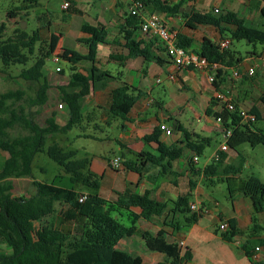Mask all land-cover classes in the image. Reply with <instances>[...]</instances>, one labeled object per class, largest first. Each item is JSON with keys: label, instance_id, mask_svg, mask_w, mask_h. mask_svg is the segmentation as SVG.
Here are the masks:
<instances>
[{"label": "trees", "instance_id": "16d2710c", "mask_svg": "<svg viewBox=\"0 0 264 264\" xmlns=\"http://www.w3.org/2000/svg\"><path fill=\"white\" fill-rule=\"evenodd\" d=\"M35 1L24 0V5L9 10L6 17L16 18L20 11L26 14L29 9L35 7ZM134 1H139L144 6L149 3L159 14L173 16L180 13L186 0H181L173 6H168L161 0ZM260 1L263 3L260 14L264 18V0ZM181 17L185 27L189 29L209 26L216 29L221 38L227 37L229 41L264 44V31L247 26L244 18L231 11L218 13L190 11L182 13ZM141 22L142 16L129 13L124 24L120 26V35L128 51L127 57H142L145 61L161 65L162 60L151 51V47L158 46V42L145 41L139 35ZM5 30L6 25L1 23V64L5 68L15 65L26 66L31 59L33 60L31 66L21 70L19 78L36 83L43 80L38 85L35 95L24 100L26 108H40L47 103L50 89L42 70L46 60L55 52L59 37L51 34L46 40L42 38L40 28L35 29L31 34L18 28L11 37L2 40ZM81 31L88 36L83 41L88 48L87 55L73 53L70 57H58L70 63L68 84L66 87L58 88L59 101L66 105L68 111L63 126L56 124L54 115H50L44 120V125L39 126L29 117L26 108L18 106V109L14 110L15 103L22 100L24 92L16 90L0 94V115H2L0 116V151L6 152L9 156L0 166V181L10 178H31L32 162L38 154L46 155L62 171L61 174L54 176L50 183L33 181L36 192L30 197H12L0 185V237L4 239L10 251L9 254L0 253V264H142L140 257L131 256L117 249L116 246L119 241L128 240L134 235L135 224L140 218L151 222L154 217H161L167 208L166 203L152 199L150 192L142 195L120 193L115 201L103 199L99 195L100 177L89 170L88 159H77L74 151L66 150L53 140L74 127L82 126L84 121H91V114L82 115L79 100L87 96L91 88L105 87L107 81L113 79L109 73L94 67H90L86 76L76 68V65L82 61L93 64L97 45L108 44L107 31L100 24L96 26L84 24ZM175 42L178 47L192 49L208 63L235 67L240 62V59L234 58L227 49L220 51L217 44L207 38L202 40L198 50L193 49V39L183 34H177ZM220 72L218 70L216 79L211 83L216 92L220 91L216 83ZM66 88H77L79 91L68 92ZM142 96L143 93L138 89L122 84L111 91V104L107 114L112 120L116 118L126 120L131 108ZM261 101L264 102V99ZM216 105V101L211 99L210 108ZM210 108H207L206 115L218 120L224 130L231 131L227 140L229 149L237 152L244 144H249L251 147L264 146V134L254 127V123L261 119L256 108H252L249 112L254 116V121L247 122L243 120L237 105L234 111L221 108L214 112ZM14 128H18L23 134L9 137L7 131ZM176 130L183 133V140L165 147L158 142L160 127H155L151 134L143 138V142L157 144V155L142 151L136 155L138 160L123 161L124 169L141 174V168L148 163L166 172L171 168V162L180 158L184 150L190 151L193 157L199 158L209 145L210 139H200L198 135L188 133L180 124L176 125ZM193 157L189 162L192 163ZM225 158L224 154L219 153L216 162L212 161L211 164L206 165L203 168L205 178L215 176L217 164L224 162ZM163 161H166V165H162ZM164 172L160 170L159 173L164 175ZM238 173V168L227 167L226 174L238 175ZM225 181L230 193H233L232 187L229 188L232 182L229 178ZM233 181L236 183L237 191L249 199L253 212L264 213V183L255 176ZM81 195L85 196L83 202H79ZM56 205L67 207L62 215L66 217L65 222L73 225L72 228L63 229L55 224ZM186 207L185 197L175 201V209L182 208L179 211L181 214L188 212ZM133 209L139 210V213H134ZM175 209L171 211L173 216L177 213ZM199 216L202 215L193 213L187 217L186 225L196 222ZM64 223L60 222V224ZM169 226L174 230L179 229L173 224ZM237 233L238 230L230 224V228L222 233L221 238L226 242H232ZM143 240L147 250L163 254L170 260L169 264H185L191 260V252L188 248L181 253L177 245L167 243L160 232L155 237L144 234ZM255 246L241 247V251L251 264H256L252 260L255 249H264V239L258 240Z\"/></svg>", "mask_w": 264, "mask_h": 264}, {"label": "crops", "instance_id": "0c3cea01", "mask_svg": "<svg viewBox=\"0 0 264 264\" xmlns=\"http://www.w3.org/2000/svg\"><path fill=\"white\" fill-rule=\"evenodd\" d=\"M49 1L50 0H36L35 7L43 3L49 5ZM180 1L181 0H161L162 3L168 6H173ZM244 1L245 4L249 2V0ZM65 2H67L69 6L63 9L62 6ZM134 2V0H62L60 10L65 14L62 15L60 19L57 18L54 20V22L51 21L49 17L51 12L46 10L45 16L47 17L46 22L49 36L54 34L59 37L56 50L53 53L54 56L52 57L55 63L60 62L59 56L70 57L73 53H79L83 56L87 55L88 48L83 41L88 36L82 33V25L87 24L96 26L100 24L107 31L106 42L108 44L97 45L95 62L91 64L87 61H82L76 65L78 71L84 76L88 74L90 67H94L95 69L109 73L113 78L107 81L105 87L98 86L94 89L91 88L89 94L79 100L82 115L86 116L87 114H91V121L88 122V124L94 125L97 130L103 131L102 133L107 132L103 138L97 139L102 142V145L115 146L118 149L119 155L115 156V158L120 157L121 164L125 160H138L136 155L142 151L157 155V144H146L143 142V138L151 134L153 129L159 125H165L171 132L170 135L167 136L161 131L158 136V142L165 147H170L183 140V133L176 130L177 124H180L188 133L198 135L200 139H210L207 136L209 133L220 132L222 142L211 157V163L212 161L216 162L218 160L217 156L219 153L224 154L226 156L224 162L217 164L218 166L224 165L221 179L229 178L231 182H234L233 180H238L237 175L226 174L227 167L232 166L226 163V160L229 154L232 158L239 157L238 164L232 166L239 169L240 163L242 162L240 153L239 151L236 152L229 148L224 152L220 151V147L223 144L222 133L225 130L218 120H215L211 116H207L205 113L207 108H210L209 103L216 94L214 86L208 81L209 71L195 70L192 68L175 69L172 63L167 59L164 50L156 45L151 47V51L162 60L161 65L145 61L142 57H127L128 51L124 47V41L120 35V26L124 24L125 18L129 14V9ZM256 2H260L258 5L260 7V12L263 3L260 0ZM227 6L228 3L224 0H186L180 9V13L176 14V17L179 19L175 20L172 16L159 14L151 4L147 3L144 6L142 16L147 17L155 14L162 17L165 20L167 29L174 38H176L177 34H183L193 39V49L198 50L204 38L215 43L226 38H221L218 31L213 27L197 26L195 29L185 27L181 17L182 13H188L190 11L214 13V10L231 11ZM198 7L202 10H198ZM32 9L33 8L28 11ZM250 9L251 8L248 7V10ZM28 11L26 14L24 13L23 16L27 17L29 15ZM245 22L247 26H250L247 24L246 20ZM144 40L149 41L145 38ZM71 45H73L74 50L67 48L71 47ZM79 45H82V47L77 51L76 49ZM232 54L234 55V53ZM251 55L253 56L246 57L243 60L239 58L240 62L235 67H222L219 65V70L221 72L216 82L220 90L219 92L226 95L231 102H233L234 107L237 105L241 112L244 110L243 106L247 104V100L241 98L239 90H234L235 84L240 83L241 79L251 80L255 77L243 76L240 79H233V71H239L244 74L246 70L253 68L256 71V76H258L260 80L264 79V58L254 53ZM111 56H115L117 59ZM125 57L127 58L125 59ZM234 58H236L235 55ZM63 62L68 63L70 67L69 61ZM112 63L118 66L114 68V72L108 70ZM57 72H59L61 78L65 79V81H63L64 84L52 83L48 76L46 77L44 75L45 80L50 86L48 90V101L40 108H33H36L34 113L38 114V111L45 107L46 113L50 111V115H54L56 124L63 126L66 123L68 111L66 105L59 101L58 88L67 86L70 72L68 76H65L63 70L57 67L55 68V74L50 73L49 77L55 80L58 75ZM173 73L176 79L174 81H169L167 77L169 74ZM157 80H159V82H157ZM42 81V79L39 80L37 84L39 85ZM256 83H258V80H256ZM122 84H127L128 86L138 89L143 93V96L133 105L126 120L118 118L112 120L107 114V110L111 104V91ZM53 88L58 92L57 109L52 107L51 103H54L53 101L49 103L51 100L49 92ZM66 90L68 92L79 91L77 88H66ZM252 106L257 109L253 103ZM210 109L216 112L220 110V107L216 105L212 106ZM27 112L29 117L34 121L31 112ZM188 112L191 113L198 122L196 126L188 127L183 123V115ZM97 122L100 124H97ZM103 126L105 129H103ZM82 136L86 137V135ZM88 138H93V136L88 135ZM53 140L58 143L57 136ZM8 157V154L4 152V160ZM192 157L193 154L190 151L184 150L180 158L171 162V168L166 170V172L161 168L153 167L145 163L141 168V174L126 170L123 165H121L119 170H113L110 167V162L112 160L104 161L102 158H92L89 161V170L100 177L99 195L103 199L115 201L120 193L142 195L145 192H150L152 199L167 204V208L161 217H154L151 222H147L140 218L135 224L136 230L134 235L128 240L119 241L116 246L117 249L131 256L140 257L142 264H169L170 260L166 258V256L158 252H151L147 250L144 245V234L155 237L159 232L167 243L177 244L178 241L182 240L186 243V248H188V240L180 224L176 225V227L179 228L178 230H174L172 226H169L173 224L171 220L177 222L179 216L182 215L181 212H179L182 208L175 209V201L180 197H185L187 199L188 209L191 204L206 208V200L210 202L213 201L209 196L203 194L202 189L198 185L199 181L205 180V176L203 169L197 167L198 158L196 162H189ZM162 165H166V161H163ZM160 170L165 174H160ZM229 171L231 172L232 170ZM120 172H122V175H119ZM217 173L212 177H217ZM232 192L231 209L223 207L222 209L224 212L215 216L208 215L214 226L212 231H208L203 225H200L205 215L199 216L197 221L191 224L192 227L189 228L188 225L183 226L189 228V231H191L193 227H197L204 232L207 240L216 238V233L220 232L218 230V225L222 221L228 224V229L230 228V224H232L233 227L238 230L232 242H226L220 238L221 250H223V252L220 254L214 253L212 257H209L210 264H242L227 253L231 252V245L237 246L244 259L249 262L241 251V247L244 245L249 247L257 246L258 240L264 239V213H254L249 199L237 191V187H232ZM192 196L193 198H190ZM66 209L67 207L65 206V211ZM172 209L177 211L176 216H173L171 213ZM132 211L136 214L139 213L137 209H133ZM188 214L191 215L193 213L189 211ZM189 215L183 216L184 222H186V217H189ZM64 218L66 217L62 214L55 215V224L63 229L67 227L72 228L73 225L65 222ZM60 222L65 223L60 224ZM125 222L127 223L126 220ZM166 222L169 224L167 225ZM220 233L222 235V232ZM257 255L259 256V261L256 262V264H264V249L261 248ZM185 264H194L192 254L191 260Z\"/></svg>", "mask_w": 264, "mask_h": 264}, {"label": "rangeland", "instance_id": "374dc122", "mask_svg": "<svg viewBox=\"0 0 264 264\" xmlns=\"http://www.w3.org/2000/svg\"><path fill=\"white\" fill-rule=\"evenodd\" d=\"M24 0H0V24L4 23L6 25V30L4 35L2 36V40H5L13 35V32L20 28L26 31L28 34H31L36 28L40 27L42 38L48 39L49 38V31H47V17L45 16L46 10L50 13V20L54 22L57 18L60 19L62 15L65 13L60 10V4L62 0H50L49 5L43 3L32 10L28 11V15H24V11L18 12V16L14 19H8L6 14L9 10H13L16 7L24 5ZM169 1V0H168ZM228 3V9L236 12L238 15L243 17L247 24L253 26L257 29L264 31V18L260 16L259 12V3L256 2L257 0H249L247 4H245L244 0H224ZM248 7L251 8L248 10ZM198 10H202L200 7L197 8ZM227 9V8H226ZM227 39V37H225ZM82 47L79 45L76 49L77 51ZM70 50H74L73 45L71 47H67ZM264 45L259 43L256 44H248L245 41H235L230 40V45L228 47V51L234 53L236 58H240L243 60L246 57L253 56L251 54H255L257 56H261L264 58ZM46 60L44 69L42 71L43 76L50 79V81L56 84H64L63 81L65 79L61 78V75L58 73L55 80L49 77V74H55V68L59 67L63 70L65 76H68V69L69 64L63 62L60 59L59 63H55L52 60V57ZM33 60L26 65V66H10L5 68L2 66L0 61V94L5 93L7 91H22L24 92V96L21 101L15 103L14 110L18 109V106H22L26 108L24 100H27L29 97H33L36 92V88L38 84L36 82H27L19 78V73L22 69H26L31 66ZM117 64H111L108 68L110 72H114V68H117ZM264 75V74H263ZM254 79H241L240 83H236L234 90H239V94L243 100H247V104L243 106V111L245 113H249L250 110L253 108L252 103L257 107V111L259 112L261 119L254 123V127L260 129L264 134V102L261 99H264V79H259L258 76L255 74L253 75ZM253 80V81H252ZM258 80V83H256ZM58 92L55 88H53L50 92V102L52 107L57 109L58 106ZM10 102H8L9 104ZM27 111L31 112L32 117L36 123L39 125H44V120L47 116L50 115L49 112H45L46 108L43 107L37 113H34L36 108H26ZM2 116V115H0ZM263 118V119H262ZM183 123L186 126H196L198 122L193 117L191 113H185L183 115ZM97 124H100L97 122ZM103 129L105 127L103 126ZM103 131L97 130L94 125L88 124L87 121H84L82 126L74 127L66 134L57 136L58 144L65 148L66 150L74 151L76 154L77 159H88L90 161L92 158L94 159H104L106 160H113L115 156L119 155L118 149L115 146L110 145H102L101 141L97 138H103L107 132L102 133ZM7 134L9 137H15L18 135L23 134L18 128H14L12 130H8ZM82 135H86L82 136ZM89 136H93V138H88ZM210 138L209 145L206 146L203 154L198 158V165L199 169H203L205 165L211 163V157L215 153L216 149L219 147L220 143L222 142V137L220 132H211L207 135ZM50 144V143H48ZM241 157V163L239 166V173L237 175L239 180H245L249 176H255L259 178L264 183V146L258 145L255 147H251L249 144H244L238 148ZM4 152L0 151V166L4 160L3 158ZM239 157L232 158L229 154L227 158L228 164L232 166H236L238 164ZM103 161V163H104ZM32 176L31 178H10L0 181V185L3 190L12 197H30L33 196L36 192L35 187L33 186V181L42 182V183H50L54 176L61 174V168L52 160H50L44 154H38L35 156L32 162ZM224 165L217 166V177H210L209 179L205 178V180L199 181V187L202 189L204 195L209 196L213 201L205 202L206 208L208 213L202 218V222L200 225H203L206 230L212 231L214 226L210 221L208 215H217L223 211V207L231 209V196L233 193H230L228 189V184L225 179H221L223 176V169ZM122 175V172L119 173ZM236 187V183L232 182L229 184V188ZM190 198H193L190 197ZM200 208H205L198 206ZM188 212L190 209H188ZM65 211V206L56 205V214H62ZM188 212L182 213L179 216L177 222L171 220L174 225L180 224L182 227V231L187 237L188 240V248L192 254V260L194 264H210L209 257H212L214 253L220 254L223 252L221 250V233H216V238H212L211 240H207L205 238V234L203 231L198 229L197 227H193L191 231L189 228L192 225H188L189 228L183 227L186 226L184 222V217L189 215ZM184 214V215H183ZM199 214V213H196ZM192 215V214H191ZM189 215V216H191ZM184 216V217H183ZM187 218V217H186ZM189 234V235H188ZM186 248V243L184 242V247L182 248L181 252L183 253ZM231 252H227L230 254L231 257L238 260L242 264H250L247 262L240 250L235 245L230 246ZM261 250V248H260ZM227 251V250H226ZM0 253L9 254V248L7 247L3 238L0 237Z\"/></svg>", "mask_w": 264, "mask_h": 264}, {"label": "built area", "instance_id": "2783aa9c", "mask_svg": "<svg viewBox=\"0 0 264 264\" xmlns=\"http://www.w3.org/2000/svg\"><path fill=\"white\" fill-rule=\"evenodd\" d=\"M69 4L65 2L62 6L63 9L67 8ZM144 5L139 2L135 1L132 5V7L129 9V13L131 15H143ZM218 10H214V13H218ZM173 19L178 20L179 18L176 17V15L172 16ZM139 33L142 37L145 39H148L150 41L156 40L158 43V46L161 47L164 50V53L167 57V59L172 63V65L175 67V69H195V70H208V81L210 83L214 82L216 79V73L219 70V65L216 63H208L207 60L196 53H194L190 49H184L181 47H178L175 42V38L170 34L169 30L166 27L165 20L158 16V15H150L147 17L142 16V22L139 26ZM217 47L220 51H224L228 49L230 45V41L228 39L221 40L220 42L216 43ZM59 70V69H57ZM255 74V70L253 68H249L246 70L244 74H242L239 71H233L232 78L233 79H240L243 76L247 77H253ZM169 81H174L176 79L175 74H169L168 75ZM159 82V80H157ZM217 106L223 109H226L227 111H234L235 107L233 102L224 95L223 93L216 92L214 98H213ZM241 116L244 121H254V116L250 115L249 113H245L244 111L241 112ZM160 130L165 135H170V130L167 129L165 125H159ZM223 144L220 147V151L224 152L228 149L227 146V140L229 139L231 135L230 130H225L223 133ZM218 157V156H217ZM197 158L193 157V162H196ZM121 159L120 157L114 158L110 162V167L113 170H119L121 168ZM85 200V196L81 195L79 197V202H83ZM189 209L192 213H199L201 215H205L208 213V210L206 208H200L196 204H191L189 206ZM218 230L222 233H225L228 231V224L226 222H220L218 225ZM177 247L181 251L184 247V241L180 240L177 242ZM260 251V248L255 249V253L252 257V260L256 263L259 261V256L257 253Z\"/></svg>", "mask_w": 264, "mask_h": 264}]
</instances>
